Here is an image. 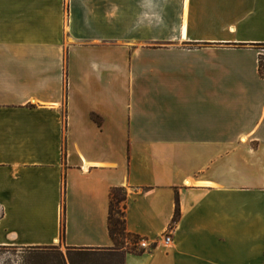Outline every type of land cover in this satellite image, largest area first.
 Masks as SVG:
<instances>
[{
  "label": "crops",
  "instance_id": "obj_1",
  "mask_svg": "<svg viewBox=\"0 0 264 264\" xmlns=\"http://www.w3.org/2000/svg\"><path fill=\"white\" fill-rule=\"evenodd\" d=\"M256 45L264 0H0V246L112 248L124 188L125 264H264Z\"/></svg>",
  "mask_w": 264,
  "mask_h": 264
},
{
  "label": "trees",
  "instance_id": "obj_2",
  "mask_svg": "<svg viewBox=\"0 0 264 264\" xmlns=\"http://www.w3.org/2000/svg\"><path fill=\"white\" fill-rule=\"evenodd\" d=\"M264 46V45H256ZM259 72L261 76H264V56L260 58ZM128 192L124 188H115L110 193L109 204V218H108V230L110 238L113 242L112 248L101 249H69L70 253H87L95 256V259L99 262H106V260L122 258L123 264H125V258L127 254H142L144 252L136 251V243L140 239L139 236L131 234L127 230L125 213L127 208ZM181 219V208L179 198L176 199V210L172 220L171 228L173 229ZM128 244V245H127ZM130 245H134L133 248H129ZM33 250L44 249L40 247L29 248ZM47 249V248H45Z\"/></svg>",
  "mask_w": 264,
  "mask_h": 264
},
{
  "label": "rangeland",
  "instance_id": "obj_3",
  "mask_svg": "<svg viewBox=\"0 0 264 264\" xmlns=\"http://www.w3.org/2000/svg\"><path fill=\"white\" fill-rule=\"evenodd\" d=\"M264 52V46L259 47ZM131 246H129L130 248ZM0 264H123L122 258L102 263L87 253L61 252L52 248L33 250L11 246H0Z\"/></svg>",
  "mask_w": 264,
  "mask_h": 264
},
{
  "label": "built area",
  "instance_id": "obj_4",
  "mask_svg": "<svg viewBox=\"0 0 264 264\" xmlns=\"http://www.w3.org/2000/svg\"><path fill=\"white\" fill-rule=\"evenodd\" d=\"M171 232L172 231L169 230V232L163 235L162 237L163 245L170 246L173 243V236ZM130 246L131 248H133L134 245H130ZM135 246L137 252H152L159 246V242L151 243V241L147 238H140Z\"/></svg>",
  "mask_w": 264,
  "mask_h": 264
}]
</instances>
